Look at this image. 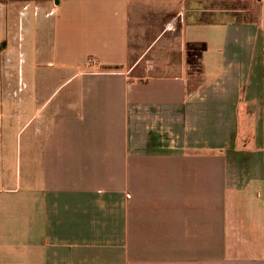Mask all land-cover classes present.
<instances>
[{
  "label": "crops",
  "instance_id": "obj_1",
  "mask_svg": "<svg viewBox=\"0 0 264 264\" xmlns=\"http://www.w3.org/2000/svg\"><path fill=\"white\" fill-rule=\"evenodd\" d=\"M35 1L16 88L0 64V264H264V10ZM137 8L176 17L145 78ZM187 44L205 46L200 74Z\"/></svg>",
  "mask_w": 264,
  "mask_h": 264
},
{
  "label": "rangeland",
  "instance_id": "obj_2",
  "mask_svg": "<svg viewBox=\"0 0 264 264\" xmlns=\"http://www.w3.org/2000/svg\"><path fill=\"white\" fill-rule=\"evenodd\" d=\"M35 2V0H0V64L2 68L7 69L11 73L9 79L12 89L16 88L18 84L19 70L27 71L29 68L31 31L36 16ZM150 3L157 4L153 0ZM152 4L149 5L151 6ZM183 5L185 7V17L188 14L187 9L193 8L200 10V12L199 14L195 12L190 18L211 21L231 19L242 22L255 21L258 20L264 10V8L258 7L260 5L259 0H184ZM137 9L138 14H144L145 27L140 32L136 31V35H138L135 37L134 44L136 46L133 45L130 51L129 62L131 66H135L130 76L145 78L153 74V72L150 73L151 69L147 71L150 66V59L149 55H145V58L143 57L144 51L160 35L159 25H162L164 20L166 22H174L173 20L176 17L173 14H166L161 8ZM185 17L184 21L186 20ZM177 22L179 23V21ZM173 30V32H170L171 34L175 32V29ZM139 38H143V42ZM137 43L141 45L137 47ZM44 66L47 67L46 65ZM24 80L26 81L25 78ZM59 91L62 92V87Z\"/></svg>",
  "mask_w": 264,
  "mask_h": 264
},
{
  "label": "trees",
  "instance_id": "obj_3",
  "mask_svg": "<svg viewBox=\"0 0 264 264\" xmlns=\"http://www.w3.org/2000/svg\"><path fill=\"white\" fill-rule=\"evenodd\" d=\"M200 22L209 20L198 19ZM205 50L203 44H187L185 47V64L189 75L201 73V55Z\"/></svg>",
  "mask_w": 264,
  "mask_h": 264
}]
</instances>
